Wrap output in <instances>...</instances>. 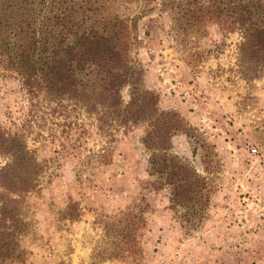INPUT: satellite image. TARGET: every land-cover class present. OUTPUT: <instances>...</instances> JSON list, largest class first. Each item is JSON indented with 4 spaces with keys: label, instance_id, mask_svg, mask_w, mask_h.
I'll return each mask as SVG.
<instances>
[{
    "label": "rangeland",
    "instance_id": "374dc122",
    "mask_svg": "<svg viewBox=\"0 0 264 264\" xmlns=\"http://www.w3.org/2000/svg\"><path fill=\"white\" fill-rule=\"evenodd\" d=\"M119 1L83 4L114 17ZM132 1L131 62L159 110L179 115L171 151L203 177V199L179 201L171 184L155 183L142 142L148 121H119L88 90L32 93L0 68V131L16 151H0V206L15 215L10 239L26 250L0 264H264V68L243 56L241 32L211 24L210 6ZM120 99L129 106L131 85ZM9 164L15 182L37 174L36 187L3 184Z\"/></svg>",
    "mask_w": 264,
    "mask_h": 264
},
{
    "label": "trees",
    "instance_id": "16d2710c",
    "mask_svg": "<svg viewBox=\"0 0 264 264\" xmlns=\"http://www.w3.org/2000/svg\"><path fill=\"white\" fill-rule=\"evenodd\" d=\"M132 3L119 1L111 17L90 13L83 0H0V68L17 73L32 93L43 89L64 97H84L88 90L95 100L97 96L99 102L113 107L119 121H148L151 129L142 142L151 153L155 183L171 184L174 199L195 203L203 199L204 179L189 160L171 151V136L183 123L177 113L159 110L157 94L140 85L142 70L129 56L135 37L130 36L134 19L127 14ZM194 4L210 6L206 13L211 24L241 32L243 56L252 68H264V0H194ZM125 85L132 86V100L123 108L120 92ZM9 142L10 137L0 131V151L16 156L7 148ZM10 166L1 170L3 184L20 193L36 187L37 174L27 170L15 182ZM17 182L20 186H14ZM6 210L7 205L0 206V263L23 261L25 248L10 239L8 221H14L15 215Z\"/></svg>",
    "mask_w": 264,
    "mask_h": 264
},
{
    "label": "built area",
    "instance_id": "2783aa9c",
    "mask_svg": "<svg viewBox=\"0 0 264 264\" xmlns=\"http://www.w3.org/2000/svg\"><path fill=\"white\" fill-rule=\"evenodd\" d=\"M252 152H253L254 154H257V153H258V149H257V148H253V149H252Z\"/></svg>",
    "mask_w": 264,
    "mask_h": 264
}]
</instances>
